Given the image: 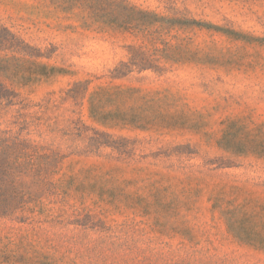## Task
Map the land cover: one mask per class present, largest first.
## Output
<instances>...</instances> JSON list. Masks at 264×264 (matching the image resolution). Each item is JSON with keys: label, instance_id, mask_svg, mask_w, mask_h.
I'll use <instances>...</instances> for the list:
<instances>
[{"label": "rangeland", "instance_id": "1", "mask_svg": "<svg viewBox=\"0 0 264 264\" xmlns=\"http://www.w3.org/2000/svg\"><path fill=\"white\" fill-rule=\"evenodd\" d=\"M124 1L131 30L94 0H0L62 71L0 132L67 156L43 214L0 218V264H264V0Z\"/></svg>", "mask_w": 264, "mask_h": 264}, {"label": "trees", "instance_id": "2", "mask_svg": "<svg viewBox=\"0 0 264 264\" xmlns=\"http://www.w3.org/2000/svg\"><path fill=\"white\" fill-rule=\"evenodd\" d=\"M94 1L97 6L111 8L107 13L111 18L106 22L124 30L133 29L135 13L146 14L135 7L129 8L124 0ZM35 51L17 33L0 24V104L12 107L19 98L16 89L37 85L61 74L60 69L38 62ZM148 68L140 69L139 73ZM116 72L126 76L135 70L128 63H122ZM24 122L25 125L19 123L23 127L17 132L13 129L0 132V218L21 214V221L44 213L42 200L54 189L48 178L67 157L52 146L29 138L32 134L29 128L33 125Z\"/></svg>", "mask_w": 264, "mask_h": 264}]
</instances>
